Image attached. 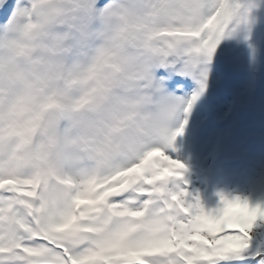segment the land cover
I'll return each instance as SVG.
<instances>
[{
	"label": "clouds",
	"instance_id": "obj_1",
	"mask_svg": "<svg viewBox=\"0 0 264 264\" xmlns=\"http://www.w3.org/2000/svg\"><path fill=\"white\" fill-rule=\"evenodd\" d=\"M27 0L26 12L0 35V173L40 177L44 220L60 219L71 189L63 183L99 178L165 146L184 122L181 103L155 86L154 70L187 56L202 73L208 61L187 31L204 14L201 0ZM221 20L223 40L244 35L256 16L254 0ZM98 22V23H97ZM96 24V27L93 25ZM107 209L96 226L103 228ZM153 205L143 223L162 221ZM68 223L65 216L61 221ZM14 227L11 212L0 229ZM91 227V225H88ZM79 219L65 229L83 232ZM109 230L95 239L133 243Z\"/></svg>",
	"mask_w": 264,
	"mask_h": 264
},
{
	"label": "snow or ice",
	"instance_id": "obj_2",
	"mask_svg": "<svg viewBox=\"0 0 264 264\" xmlns=\"http://www.w3.org/2000/svg\"><path fill=\"white\" fill-rule=\"evenodd\" d=\"M6 0H0L3 5ZM204 14L200 23L186 30L196 40L192 49L211 63L221 44L224 29L220 21L232 17L238 5L234 0H201ZM264 0L248 5L254 12ZM26 12L25 6L14 9L10 26ZM252 26L244 30L249 39ZM189 75L198 69L197 89L190 97H173L181 103L184 122L165 146L148 147L136 160L99 178L77 183L65 178L71 189L65 212L60 219L44 220L37 202L40 177L13 176L0 173V218L11 212L14 227L0 229V264H235L255 259L264 264V253L249 252L257 221H264V205H252L238 196L219 195V205L206 211L198 194L190 193L184 174L187 168L175 158L174 142L184 132L187 115L208 88V67L201 73L182 55L175 65L165 64L154 70L155 86L161 91L179 87L172 77ZM157 205L164 214L162 221L143 223L148 210ZM107 209L103 228L96 226ZM68 217V223L61 221ZM85 230L66 232L77 220ZM91 225V227H88ZM149 235L133 243L111 244L95 239L100 231L109 230L118 240H127L141 228Z\"/></svg>",
	"mask_w": 264,
	"mask_h": 264
},
{
	"label": "rangeland",
	"instance_id": "obj_3",
	"mask_svg": "<svg viewBox=\"0 0 264 264\" xmlns=\"http://www.w3.org/2000/svg\"><path fill=\"white\" fill-rule=\"evenodd\" d=\"M22 4L26 6L27 0ZM255 16L247 41L242 34L225 39V51L213 55L215 63L207 65L208 76L219 77L218 84L208 98H199L187 115L190 131L185 145H174V157L187 168L183 178L186 188L198 194L206 211L219 205L221 193L264 205V4ZM179 71L177 68L172 77L179 87L167 90L178 97H190L197 89L198 69L192 70L194 82L190 74ZM200 117L203 123L195 125L194 119ZM262 222L257 221L252 236ZM259 260L260 256L250 264Z\"/></svg>",
	"mask_w": 264,
	"mask_h": 264
},
{
	"label": "trees",
	"instance_id": "obj_4",
	"mask_svg": "<svg viewBox=\"0 0 264 264\" xmlns=\"http://www.w3.org/2000/svg\"><path fill=\"white\" fill-rule=\"evenodd\" d=\"M261 251L264 253V221L261 223L258 232L253 236L251 241V248L249 252ZM259 257L256 256L255 259H242L236 261L235 264H250L251 261L256 260Z\"/></svg>",
	"mask_w": 264,
	"mask_h": 264
},
{
	"label": "bare ground",
	"instance_id": "obj_5",
	"mask_svg": "<svg viewBox=\"0 0 264 264\" xmlns=\"http://www.w3.org/2000/svg\"><path fill=\"white\" fill-rule=\"evenodd\" d=\"M22 1L24 2V0H13L12 1V3H11V8H13L14 7V4H19V6H23V4H22ZM96 7L97 8H100L101 6H98V4L96 3ZM10 8V9H11ZM14 9V8H13ZM12 10V9H11ZM12 13H13V11H12ZM12 13H10L9 14V16H8V18H7V21H6V29H5V31H4V33L6 32V30H7V27H8V24H9V22H10V18H11V15H12ZM97 25L96 24H94L93 25V27H96ZM3 33V34H4ZM3 34H1V35H3ZM217 53H215L214 55H216ZM211 68H213V67H211ZM168 91V90H167ZM171 93V92H170ZM174 95V94H173ZM175 96H177V95H175ZM178 97V96H177ZM208 97H209V95H208ZM207 97V98H208ZM188 120L189 119H187V123H186V125H185V128H184V132H183V134L178 138V139H176L175 140V142H174V145H183L184 143H186V138H187V134H188V132L190 131L189 129H187L188 128V126H189V122H188ZM185 145V144H184ZM188 146H190V145H188ZM187 146V147H188ZM185 148V147H184ZM187 149V148H186ZM188 150V149H187ZM189 152H190V148H189ZM184 152H182L181 154H183Z\"/></svg>",
	"mask_w": 264,
	"mask_h": 264
}]
</instances>
